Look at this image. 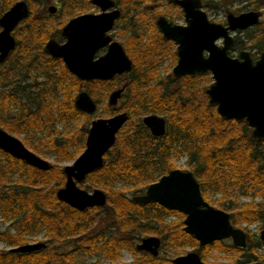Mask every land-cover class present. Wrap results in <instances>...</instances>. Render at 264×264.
Masks as SVG:
<instances>
[{"label": "trees", "instance_id": "trees-1", "mask_svg": "<svg viewBox=\"0 0 264 264\" xmlns=\"http://www.w3.org/2000/svg\"><path fill=\"white\" fill-rule=\"evenodd\" d=\"M24 1L29 6V14L22 20L26 23L20 22L13 30L16 45L0 63V126L13 133L26 132L38 141L32 146L37 153L54 155L55 162H60L75 159L83 151L91 122L90 114L75 107L76 92H88L97 110L106 94L123 81L120 108L105 106L110 115L125 111L128 119L104 154L102 167L85 177L89 183L85 187L105 192L103 207L80 211L58 200L56 191L63 186L65 175L57 163H51L48 170H39L0 150V218L10 221L0 231V239L14 247L28 243L27 235L41 226L46 233V240L42 241L46 246L39 250L20 253L0 249V264H73L75 254L96 251L114 259L122 248L130 250L138 264H173L159 251L153 255L136 249L137 241L147 233L158 235L160 248L168 247L176 253L182 245H192L209 264H223L207 260L213 249L240 253V258L233 260L236 262H264V251L259 252L264 242L242 226L256 221L264 226V138H253L245 121L219 116L215 105L208 103V83L198 84V75L175 78L169 72L161 74V61L169 55L170 67L173 66L176 52L175 44L161 36L155 18L160 14L171 17L174 9L177 18L182 16L172 0H115L122 10L119 21L128 22L129 34L121 44L132 67L106 81L78 79L60 58L44 51L45 41L58 32L62 22L57 29L51 28L46 16L38 13L40 7L57 1L62 12L69 7L66 11L72 13L78 0ZM15 2L0 0V16ZM248 5L234 9V13L264 10V0ZM205 6L209 7V0H205ZM247 32L249 43L236 40L233 47L264 50V23L259 22ZM11 103L17 111L9 110ZM150 113L164 117L163 135H152L143 124L141 117ZM81 117L85 123L63 135L54 128L59 122L75 123ZM36 131L45 132V136L36 137ZM22 142L27 146V141ZM182 155L197 178L204 199L229 212L233 226L245 231L244 248L229 240L200 247L183 230L184 214L154 202L139 204L131 199L161 175L178 168L173 158ZM16 173L17 178L12 179ZM208 193L220 196L210 200ZM241 196L251 200L241 202ZM171 213L178 214L179 219L169 224L164 218Z\"/></svg>", "mask_w": 264, "mask_h": 264}, {"label": "water", "instance_id": "water-1", "mask_svg": "<svg viewBox=\"0 0 264 264\" xmlns=\"http://www.w3.org/2000/svg\"><path fill=\"white\" fill-rule=\"evenodd\" d=\"M182 11L184 23H176L165 16H158L155 24L163 38L176 45V63L172 67L173 77L194 76L210 72L212 82L205 89L208 103L215 105L216 112L224 119L245 121L251 128V136L257 140L264 138V50L256 59L250 50H240L237 56L229 54L235 39L233 32L256 25L260 11L246 10L239 13L226 11V23L210 20L204 11L202 0H172ZM99 13H84L71 18L61 29L64 42L50 38L44 43V51L53 58H60L67 70L78 79L110 80L131 70L132 60L122 44L109 35L114 21L120 15L114 0H91ZM50 5L48 12H55ZM29 14L26 1L18 0L0 16V63L14 49L16 40L13 29ZM221 40L218 44L217 41ZM106 48L105 52L96 53ZM125 89L117 87L108 94L107 103L116 107ZM75 107L87 114L96 110V104L85 90L76 93ZM125 111L107 118H97L90 122L83 151L71 164L63 166L64 185L57 189L56 197L67 205L84 210L88 207H103L106 194L99 188L91 192L80 188L77 182L87 174L102 167L103 156L114 144L117 132L125 124ZM143 124L155 136L163 135L166 122L163 116L145 114ZM0 150L39 170H48L51 163L31 151L16 136L0 127ZM139 204L158 203L164 208L185 214L183 230L197 240L200 247L217 240L231 239L240 248L246 246L245 231L235 227L229 212L207 202L200 184L191 170L174 168L150 183L142 194L132 195ZM264 242V228L258 233ZM44 242L25 243L10 247L12 252L28 253L44 248ZM160 239L155 235L141 238L136 249L153 255L158 253ZM173 264H209L195 251L172 258ZM229 264H264V262H235Z\"/></svg>", "mask_w": 264, "mask_h": 264}, {"label": "rangeland", "instance_id": "rangeland-1", "mask_svg": "<svg viewBox=\"0 0 264 264\" xmlns=\"http://www.w3.org/2000/svg\"><path fill=\"white\" fill-rule=\"evenodd\" d=\"M16 1H18V0H16ZM87 1H89V0H81V2H79V3L77 2V6H76V8H74V10L71 14H68V12L66 11V8H64L63 14L60 15V17L56 16L59 14V8H58L56 13L53 16H51V18H48V15H50V14L47 11V7L49 5H54V3L42 4L38 13L40 15L47 16L46 17L47 22L50 23L51 28H55V27H59L60 21L62 22V25H63L64 21H67L69 19V16H73L74 14H77V13L82 12V11L83 12L97 11L98 8L93 6L92 4L87 5ZM202 1H203V7L202 8L204 9V11H206L208 18L214 22H219V23L225 24L226 23V19H225L226 11L229 10V11L234 13V9H240V8H243L244 6H249L248 4L254 0H209V7L205 6V0H202ZM55 5L57 6V4H55ZM246 10H253V9H244L241 11H246ZM259 11H260L259 22L264 23V10L261 9ZM135 19H136V17H135ZM173 21H175L177 23H184L183 16H181L180 18H177L176 13L173 14ZM25 23L26 22H22L21 24L23 25ZM127 24H128L127 21L126 22L121 21V22L116 23V25H114V28L112 29L111 33H114L116 35L115 36L116 40L122 42L127 38L128 34H129L128 29H126ZM146 27H147V31H148L149 25H147ZM252 28L253 27L248 28V29H252ZM248 29L242 30V31H240V30L234 31L233 35L235 36V38L237 40L244 42V43H249V41L247 40V35L251 30H249V32H247ZM138 30H141V27H138ZM217 43L220 44L221 40H218ZM43 47H44V45H43ZM242 49H248L251 51L252 54H255L256 56H258V54L261 52V51L255 52L254 49H250V48H239V49H237V48L233 47L230 49L229 54L231 56H237L238 52ZM104 50L105 49H101L98 52V54L103 53ZM170 64H172V58L169 55H167V56H165V58L160 63V69L162 70L161 71L162 75L166 74L167 72H169L172 75L171 69L175 64L171 67H170ZM196 75L199 76V78L197 79L198 84L203 85V84L208 83L206 88L212 82V75L210 72H205V73L196 74ZM122 83H123V81L119 82L118 86H121ZM115 88H117V87H115ZM113 89L114 88H112L111 90H113ZM111 90L106 94V99L101 100L100 107L97 108V110H95L94 113L89 115L91 120L97 119V118H107V117L111 116L109 109H107L105 106V105L109 106V104L107 103V97H108V94L111 92ZM59 97H61V95H59ZM120 106H121V101L119 99L118 104L115 108L119 109ZM15 108H16V106L13 103H11L9 106V110L11 112H12V110L17 111L18 109H15ZM109 108H112V107L109 106ZM82 123H85L83 117L78 118L75 123L70 122L66 125H64L62 122L61 123L59 122L55 125L54 128L57 132H59L60 135H63L66 130H68V129L72 130V128H75V126L79 127V125H81ZM86 126H87V124H86ZM89 126H90V122L88 123V127ZM4 130L10 134L16 136L21 141H25V142L27 141L28 144L26 147H28L31 151L35 152L37 155L41 156L42 158L47 159L50 163H57V165H59L63 168V166H65L67 164H71L74 160V159H70V160H66V161L55 162V156L54 155L48 154L46 152L37 153L35 151V149L32 146L35 145L36 143H38V141L31 139L29 136H27L26 132L13 133V132L8 131L7 129H4ZM34 135L36 137L45 136V132L36 131L34 133ZM2 159H3V156L0 153V160H2ZM173 162L177 165L178 168H180L182 170H190V168L186 164V157L183 155H182V157H179V158H173ZM17 176H18L17 173L14 174L12 179H16ZM64 182H65V180H64ZM77 184L80 188L87 190L89 192H91L93 189L97 188V187H85L89 184L88 181L86 180V178H84V180L81 182H77ZM80 184L83 186H81ZM217 196H220V194L214 195V194L208 193L206 195V197L210 200H213ZM250 200L251 199L248 196H241L240 197L241 202H246V201H250ZM256 200H258V197H256ZM210 204L217 207V208H221L216 203H210ZM179 213H181V212H179ZM178 219H179L178 214L171 213V214L165 216L164 221L166 223L171 224ZM9 223H10L9 220L2 221L0 218V231L5 230L9 226ZM182 223H183V220H182ZM242 226H247L248 230L251 233L256 234L257 237H258L259 231L262 228H264V226L260 222H257V221L253 222L249 225H246L244 223V224H242ZM10 232H13V229H10ZM150 235H155V234L147 233V234H144L142 236V238L146 237V236H150ZM155 236H158V235H155ZM27 238H28V243L37 242V241H45L46 240L45 227L41 226L40 229H37L36 231H34L33 234L27 235ZM224 240L231 241V239H224ZM139 242H140V240L137 241V243H139ZM9 248L10 247L8 246V244L5 241L0 239V249L5 250V249H9ZM180 250H181L180 252L176 253L173 249L168 248V247H164V248L159 247V249H158L160 255H166L167 257L171 258V261H172V258L177 256V255H183L189 251H195L194 247L192 245H182L180 247ZM261 251H264V246H262L259 249V252H261ZM213 254H214V256H213ZM240 256H241V254L238 252H219V251H216L213 249L212 255H208L206 258L209 262L229 264V263H235L236 261H233V260H235V258H240ZM2 264H4V263H2ZM73 264H138V263L135 262V255H133L130 250H128L126 248H122V249H120V256L118 258H114V259L105 258L100 251H96L93 254H86V253L84 254L82 252H79V253L75 254Z\"/></svg>", "mask_w": 264, "mask_h": 264}, {"label": "flooded vegetation", "instance_id": "flooded-vegetation-1", "mask_svg": "<svg viewBox=\"0 0 264 264\" xmlns=\"http://www.w3.org/2000/svg\"><path fill=\"white\" fill-rule=\"evenodd\" d=\"M79 2H81V0H78V3ZM114 2H115V0H114ZM173 2V1H172ZM27 3V2H26ZM54 3V6L56 7V10H55V12H53V13H49L50 15H48V18H51V16H53L55 13H56V11L58 10V8H59V14L58 15H56V16H59L60 17V15H62L63 14V12L61 11V9H60V5H59V3L57 2V1H55V2H53ZM174 3V2H173ZM28 4V3H27ZM55 4H57V6L55 5ZM89 4H92L91 3V0H89ZM176 6H177V9H179L180 11H181V8L176 4V3H174ZM202 4H203V1H202ZM93 5V4H92ZM50 6V5H49ZM48 6V7H49ZM93 6H95V5H93ZM29 7V6H28ZM48 7H47V11H48ZM95 7H97V6H95ZM76 8V7H75ZM98 8V7H97ZM115 8H118L119 10H120V15H119V17L118 18H116L115 19V21H114V24H113V27H112V29L114 28V25H116V23H118V22H121V21H119V19H120V17H121V15H122V10H121V8L116 4V2H115ZM66 9H69V7H67ZM163 11V10H162ZM257 11H259V10H257ZM100 12V10H99V8L97 9V11H90V12H79V13H77V14H74L73 16H69V19L67 20V21H64V24L62 25L61 24V26H60V28H59V30H58V32H54V34H53V36L52 37H49L48 39H50V38H53V39H55L57 42H64L65 41V38L61 35V29H62V27L71 19V18H73V17H76V16H78V15H81V14H84V13H99ZM242 12V11H241ZM174 13H176V9H174L173 10V13H172V16L170 17L169 15H164V14H160V15H158V16H165L168 20H171V21H173V14ZM181 13H182V11H181ZM68 14H71L70 12L68 13ZM50 16V17H49ZM157 16V17H158ZM182 16H183V14H182ZM47 17V16H46ZM156 17V18H157ZM156 18H155V21H156ZM184 20V19H183ZM20 22H22V21H20ZM19 22V23H20ZM173 22H175V21H173ZM59 23H61V21L59 22ZM177 23V22H176ZM156 25V24H155ZM257 25V24H256ZM255 26V25H254ZM254 26H252V27H254ZM17 27V26H16ZM15 27V28H16ZM14 28V29H15ZM249 28H251V27H249ZM13 29V30H14ZM56 29H57V27H56ZM112 29L108 32L109 33V35L112 37V39L113 40H116L115 39V34L114 33H111V31H112ZM158 29V28H157ZM248 29V28H247ZM244 30H246V29H244ZM236 31H239V30H236ZM240 31H242V30H240ZM234 33V32H233ZM232 33V34H233ZM12 34H13V31H12ZM14 36V35H13ZM162 36V35H161ZM234 36V35H233ZM14 38H15V36H14ZM47 39V40H48ZM165 39V38H164ZM234 39H235V42H236V38H235V36H234ZM15 40H16V38H15ZM46 40V41H47ZM167 40V39H166ZM45 41V42H46ZM118 41V40H117ZM171 41V40H170ZM118 42H120V41H118ZM234 42V43H235ZM121 43V42H120ZM44 48V47H43ZM103 49H105L106 50V48H103ZM101 50V49H100ZM99 50V51H100ZM105 50H104V52H105ZM243 50V49H242ZM98 51V52H99ZM98 52L96 53V56H98V55H101V54H103V53H101V54H98ZM175 52H176V45H175ZM251 52V51H250ZM251 55H253L252 53H251ZM253 57V56H252ZM254 59H256L257 58V56L256 57H253ZM122 85H125V84H122ZM121 85V86H122ZM118 87H120V86H118ZM115 89V88H114ZM124 92V91H123ZM122 112V111H121ZM114 115V114H113ZM150 131V130H149ZM174 169V168H173ZM145 192V191H144ZM143 192V193H144ZM208 202V201H207ZM155 203V202H154ZM158 204V203H157ZM161 206V205H160ZM183 214V213H182ZM184 217H185V214H184ZM184 217H183V219H184ZM38 242V241H37ZM39 242H42V241H39ZM160 244H161V241H160ZM159 249V248H158ZM207 263V262H206Z\"/></svg>", "mask_w": 264, "mask_h": 264}]
</instances>
